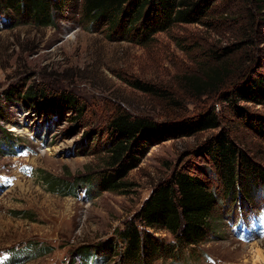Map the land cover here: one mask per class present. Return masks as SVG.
I'll return each mask as SVG.
<instances>
[{
    "label": "rangeland",
    "instance_id": "374dc122",
    "mask_svg": "<svg viewBox=\"0 0 264 264\" xmlns=\"http://www.w3.org/2000/svg\"><path fill=\"white\" fill-rule=\"evenodd\" d=\"M57 24L39 27L0 14V136L7 129L10 137L21 138V144L0 150L1 264H82L76 248L113 236L174 169L205 175L210 159L193 151L222 129H229L264 166V142L233 115L222 94L197 96L182 87L184 76H201L202 69L221 65L204 56L203 46L219 52L233 48L223 60L233 70L235 83L254 70L264 73V0H217L204 23L175 25L158 32L148 46L111 40L106 31L83 29L72 20ZM205 60L211 65L201 64ZM134 80L170 90L178 103L168 104L133 87ZM25 83L75 94L83 104L82 114L38 112L4 98L5 89ZM241 104L264 114V104ZM212 107L221 126L152 145L128 174L126 193L89 191L81 184L103 166L107 120L117 109L170 121ZM209 179L215 184L214 176ZM257 201L264 204V188ZM239 202L238 197L224 198L219 237L199 245L187 264H264V239L237 238ZM157 234L172 239L168 232ZM97 256L85 264H114Z\"/></svg>",
    "mask_w": 264,
    "mask_h": 264
},
{
    "label": "trees",
    "instance_id": "16d2710c",
    "mask_svg": "<svg viewBox=\"0 0 264 264\" xmlns=\"http://www.w3.org/2000/svg\"><path fill=\"white\" fill-rule=\"evenodd\" d=\"M216 1L75 0L66 4L64 0H0V14L39 27H55L61 19L72 20L83 29L106 31L111 40L129 39L148 46L156 40L158 32H168L175 25L204 23ZM201 48L204 56L215 58L221 65L202 69L201 76H184L182 87L197 96L222 94L233 115L264 142V114L251 112L241 104H264V73L254 70L235 83L233 70L223 60L233 48L226 47L222 52ZM208 63L211 65V60L201 62ZM130 83L165 99L168 104L178 103L170 90L141 80ZM4 98L38 112L62 109L82 114L83 111V104L75 94L66 90L53 91L44 84L10 86L5 89ZM2 108L0 105V114ZM1 120L12 123L4 117ZM220 126L221 118L214 107L170 121L134 115L119 108L107 120L105 147L106 143L108 145L103 166L86 176L81 184L89 191L126 193L131 185L127 181L128 174L139 166L152 145ZM11 134L9 130H3L0 150L21 140L10 137ZM193 153L210 159L207 171L203 170L204 165L201 166L206 176L182 168L174 169L153 188L139 209L115 230L113 236L76 248L75 253L83 257L82 264L89 257L98 259L97 255L114 264H158L159 261L187 264L189 258L196 255L199 245L219 237L225 219L221 208L224 198L238 197L242 210L260 206L257 198L264 188V166L255 155L242 148L229 129L213 134ZM210 176H214L213 185ZM158 230L170 233L172 239L158 235Z\"/></svg>",
    "mask_w": 264,
    "mask_h": 264
},
{
    "label": "bare ground",
    "instance_id": "6f19581e",
    "mask_svg": "<svg viewBox=\"0 0 264 264\" xmlns=\"http://www.w3.org/2000/svg\"><path fill=\"white\" fill-rule=\"evenodd\" d=\"M13 129H15V128H13Z\"/></svg>",
    "mask_w": 264,
    "mask_h": 264
}]
</instances>
